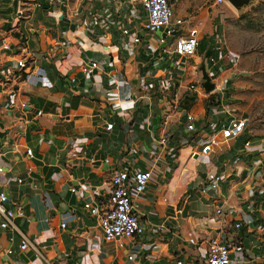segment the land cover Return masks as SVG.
I'll list each match as a JSON object with an SVG mask.
<instances>
[{
  "label": "crops",
  "instance_id": "0c3cea01",
  "mask_svg": "<svg viewBox=\"0 0 264 264\" xmlns=\"http://www.w3.org/2000/svg\"><path fill=\"white\" fill-rule=\"evenodd\" d=\"M19 5V0H0V43L2 37L11 39L22 33L27 47L40 53L66 40L69 54L53 62L42 57L36 60L52 86H33L12 75L0 85V188L9 195L8 207L17 201L24 207V213L14 217V225L0 227L1 264H176L179 257L185 258V264H197L207 241L215 235L240 248L242 258L239 250H233L234 264H264V237L255 226L264 217V173L258 182L263 191L253 196L249 193L254 183L250 176L244 180L237 176L220 186L217 204L223 209L233 207V214H215L209 198L197 191L205 183L206 170L216 168L225 158L224 144L203 152L183 143L172 153H165L154 167L147 191L134 200V210L148 229L142 235L120 239L121 244L102 239L96 220L92 223L95 218L87 213L83 202L94 198L95 189L106 194L111 169L103 161L106 154L117 158L128 150L136 164H141L151 151L157 153L152 136L161 132L159 100L152 104V131L138 128L143 115L140 110L125 114L123 119L114 116L115 125L106 130L109 108L100 94V73L95 70L86 75L77 70L72 93L64 74L82 60H95L115 67L132 82L137 71L145 68L144 55L133 56L119 43H101L80 22L69 21L67 13H52L50 8L42 11L35 7L26 19H20L18 13L15 16ZM175 13L181 15L176 7ZM184 26L195 27L198 33L201 30L187 19ZM216 40L211 36L203 46L200 36L192 60L198 61L205 51L212 52ZM16 57L13 50L0 47V71L7 68L12 73ZM10 87L16 91L11 92ZM125 90L122 87L121 96L126 95ZM205 102L203 92L184 96L181 101V107L197 114V129L202 126ZM175 142L172 136L167 147ZM25 147H31L33 153H25ZM245 165L242 160L231 166L240 170ZM17 177L22 182H17ZM84 215L89 219L84 220ZM241 215L253 220H242L236 228L234 222ZM64 218L67 225L61 228ZM24 236L29 245L20 250ZM190 237L195 241L190 242ZM8 246L14 253L5 256L2 250Z\"/></svg>",
  "mask_w": 264,
  "mask_h": 264
},
{
  "label": "built area",
  "instance_id": "2783aa9c",
  "mask_svg": "<svg viewBox=\"0 0 264 264\" xmlns=\"http://www.w3.org/2000/svg\"><path fill=\"white\" fill-rule=\"evenodd\" d=\"M223 1L215 0L216 3ZM55 2L58 1L47 2L51 6L48 7L50 11L65 14L60 8L52 9V3ZM62 2L65 5L63 0ZM33 3L42 5L34 0ZM175 7L176 0H87L86 5L77 0L71 12H66L69 21L80 22L99 42L116 45L119 43L120 46L130 49L133 56L144 55L145 68L137 71L135 82L125 78L115 67H106L95 60H82L76 64L75 69L67 70L64 74L69 93H72L77 85V70L86 75L95 70L100 73V94L109 108V118L104 122L106 130H111L115 125L114 116L123 119L125 114L133 115L140 110L143 115L138 120V128L152 131L153 100H159L160 105L158 127L161 132L152 136L157 153L151 151L148 160L141 164H136V160L126 153L128 150L123 151L117 158L106 154L103 161L111 166L106 194L102 195L95 189L94 198L83 202L87 213L95 218L102 239L106 241H119L121 244L120 239L142 235L148 229L134 210V200L147 191L154 167L162 156L172 153L183 143L200 147L203 152L224 144L222 151L225 158L216 168L206 170L205 183L197 189L200 195L209 198L215 214L235 212L233 207L223 209L217 204L220 186L230 179L242 176L244 180L250 176L254 180L249 188L250 196L263 191L258 182L264 173V137L250 133L247 115L239 112L234 103L237 86L230 78V71L236 66L238 58L222 44V40L217 39L212 52L205 51L198 61H193L200 36L197 28H185V18L175 13ZM16 13L19 16L21 11L17 8L15 16ZM98 27L100 29H96ZM114 31L118 33L114 34ZM8 34L12 35V32ZM1 39V49L13 50L17 57L14 59L15 70L12 73L7 68L0 71V85L11 80L12 75L14 79L20 78L33 86H52L46 71L36 60L42 57L47 62H53L55 59H64L69 54L66 40L56 42L44 52L36 53L27 47V39L22 33L11 39ZM201 60L213 81V88L209 91L201 84L202 72L198 68ZM133 85H136V97L132 96ZM122 87L126 88L125 96L120 94ZM10 88L11 92L16 91V88ZM199 92L205 95L206 108L202 116V126L197 129V114L181 107V101L184 96L193 97ZM85 94L90 95L89 92ZM37 112L41 113V110L38 109ZM179 130H184L186 134ZM172 136L176 138V142L173 147H167ZM25 153L31 155L32 148L25 147ZM242 160L246 165L240 170L231 166ZM16 181L22 182V178L17 177ZM70 188L75 191L74 187ZM8 201V193L0 188L1 228L14 225V217L24 213L21 202H14L13 206L8 207ZM242 220L253 219L241 215V219L235 221L234 226L239 228ZM67 221L64 218L60 227L65 228ZM255 226L264 237V217L255 222ZM189 241L194 242L195 239L190 237ZM28 245L29 241L24 236L18 248L25 249ZM234 249L239 250V257L242 258L239 247H234L230 241L219 236H212L207 241L204 252L197 258V264H234L237 260L233 257ZM2 252L5 256H10L14 249L8 246ZM132 257V253H129L128 258ZM185 261L184 257H179L176 264H185ZM244 262L245 258L241 259V263Z\"/></svg>",
  "mask_w": 264,
  "mask_h": 264
},
{
  "label": "rangeland",
  "instance_id": "374dc122",
  "mask_svg": "<svg viewBox=\"0 0 264 264\" xmlns=\"http://www.w3.org/2000/svg\"><path fill=\"white\" fill-rule=\"evenodd\" d=\"M19 1L20 19H26L35 7L42 11L49 7H44V2L49 0H34L41 2V6L35 5L33 0ZM57 1L52 3V9L60 8L64 13H70L77 0H63L65 5L61 4L62 0ZM78 1L83 5L87 2ZM176 8L185 19L201 29L199 36L203 39V46H207V39L213 36L222 40V44L237 56V64L230 71V78L237 86L234 103L239 112L247 115L248 129L264 137V0H254L240 10L227 0L221 3L215 0H176ZM36 13L42 19V13Z\"/></svg>",
  "mask_w": 264,
  "mask_h": 264
},
{
  "label": "water",
  "instance_id": "95a60500",
  "mask_svg": "<svg viewBox=\"0 0 264 264\" xmlns=\"http://www.w3.org/2000/svg\"><path fill=\"white\" fill-rule=\"evenodd\" d=\"M235 9L240 10L241 8H243L244 6L249 5L250 3H252L254 0H227ZM48 6V3H45V7ZM198 68L201 69L202 75H201V84L204 87V89L206 91H209L210 89L213 88V81L210 79V76L207 73V70L205 69V65L203 60H201V62L198 64ZM132 82H135L132 81ZM136 85H133V89H132V96L136 97L138 95V93L135 90ZM187 210V206L184 207L183 209V213L185 214ZM84 220L89 219L86 215H84ZM93 224L95 223V219L92 222Z\"/></svg>",
  "mask_w": 264,
  "mask_h": 264
}]
</instances>
